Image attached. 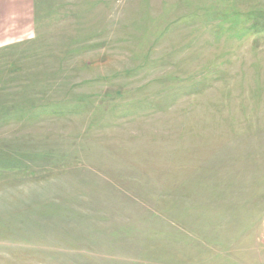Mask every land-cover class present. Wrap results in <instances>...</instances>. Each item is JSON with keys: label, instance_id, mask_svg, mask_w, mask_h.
Listing matches in <instances>:
<instances>
[{"label": "rangeland", "instance_id": "obj_1", "mask_svg": "<svg viewBox=\"0 0 264 264\" xmlns=\"http://www.w3.org/2000/svg\"><path fill=\"white\" fill-rule=\"evenodd\" d=\"M33 19L0 41V264H264V0Z\"/></svg>", "mask_w": 264, "mask_h": 264}, {"label": "crops", "instance_id": "obj_2", "mask_svg": "<svg viewBox=\"0 0 264 264\" xmlns=\"http://www.w3.org/2000/svg\"><path fill=\"white\" fill-rule=\"evenodd\" d=\"M34 8L35 0H0V41L16 37L17 30L13 25L19 28L31 25L34 21ZM9 211L14 216L18 212L12 209Z\"/></svg>", "mask_w": 264, "mask_h": 264}, {"label": "built area", "instance_id": "obj_3", "mask_svg": "<svg viewBox=\"0 0 264 264\" xmlns=\"http://www.w3.org/2000/svg\"><path fill=\"white\" fill-rule=\"evenodd\" d=\"M262 238L264 239V232L262 233Z\"/></svg>", "mask_w": 264, "mask_h": 264}]
</instances>
